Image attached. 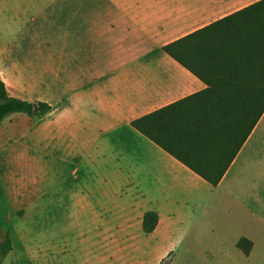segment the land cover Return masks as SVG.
I'll list each match as a JSON object with an SVG mask.
<instances>
[{
	"label": "crops",
	"instance_id": "0c3cea01",
	"mask_svg": "<svg viewBox=\"0 0 264 264\" xmlns=\"http://www.w3.org/2000/svg\"><path fill=\"white\" fill-rule=\"evenodd\" d=\"M257 1L95 0L96 6H89L87 0H79L78 11H66L61 18L51 20V33L41 32L38 25L28 31L21 29L7 39L8 31L0 30V38L5 41L0 45V80L8 93L28 102L51 105V115L57 117L54 129L62 130L60 138H51V188L55 144L62 137L68 141V149L95 148V159L90 152L82 154L85 165L112 163L108 168L111 182L107 191L112 197L126 195L125 207L115 199L118 205L110 210L105 199L90 202L88 192L82 189L79 192L82 206L91 213L90 220L102 228V236H107L110 242L121 244L140 239L134 251L152 250L144 237L157 239L175 217L179 219V212L198 209L199 213L201 210L210 214L217 197L235 206L239 219H250L256 228L264 229V204L258 200L254 206L239 202L246 182L262 175L258 170L264 161V112L216 187L131 125L135 119L175 104L180 105L174 114L194 120L230 115V107L216 101L245 98L247 92L233 89L240 78L231 75L235 72L222 69L241 68V65L212 63L214 70L208 80L219 86L203 93L209 86L166 54L163 47ZM0 4L10 5L0 6L1 18L18 19L25 15L33 25L45 13H51V7L46 6L51 0H0ZM46 34H51V45L49 36L45 39ZM24 36L30 40L27 48ZM40 68L45 69L44 73L51 68V79L42 78ZM204 154L208 161L201 159L200 163L220 170L230 150L224 145L221 152L219 145L211 143ZM75 170L70 177L77 176ZM248 192L255 196L254 189ZM69 195L74 199L77 193L70 191ZM95 206L101 209H96L94 214ZM105 207L111 216L103 213ZM121 209L123 220H120ZM147 211L159 216L158 225L150 234H144L141 229ZM137 218L139 234L130 224ZM121 221L123 229L119 230ZM240 238L250 241L249 253L245 255L236 248L245 257L252 256L257 248L256 237Z\"/></svg>",
	"mask_w": 264,
	"mask_h": 264
},
{
	"label": "rangeland",
	"instance_id": "374dc122",
	"mask_svg": "<svg viewBox=\"0 0 264 264\" xmlns=\"http://www.w3.org/2000/svg\"><path fill=\"white\" fill-rule=\"evenodd\" d=\"M87 1L89 6H96L95 0ZM46 6L51 7V13H45L35 25L29 16H9L6 20L0 14V30L8 31L7 39L21 29L28 31L38 25L41 32L51 33V20L61 18L66 11H78L80 4L79 0H51ZM47 36L51 45V34L45 35L46 40ZM22 39L27 48L29 37ZM4 43L0 38V45ZM40 50L44 51L43 46ZM44 70L40 68L39 75L51 79V68L47 73ZM48 100L51 104V93ZM56 118L51 111L42 117L13 114L0 127V247L10 241V251L4 258L0 255V264H264V229L256 228L250 219H239L236 207L218 197L210 214L201 210L199 213L198 209L179 212V219L175 217L157 239L144 237L152 250L134 251L140 239L121 244L110 242L82 206L80 189L90 194V202L105 199L110 210L113 205L116 209V200L125 207L128 197H112L107 191L111 182L108 168L112 163L85 165L82 154L90 152L95 159V148L68 149L65 137L55 144L51 188V138H60L62 134V130L54 129ZM73 170L78 171L75 178L70 177ZM259 172L262 175L258 179L246 182L241 204L254 206L257 200L264 204V161ZM251 189L255 196L248 192ZM70 191L77 193L74 199ZM107 207L103 212L106 217L112 214ZM96 209L101 207L95 206L94 214ZM123 213L121 209L120 220L124 219ZM138 220L130 223L136 234ZM119 224L117 228L122 230L123 221ZM248 235L256 237L257 248L252 256L245 257L236 243ZM164 252V257L157 259Z\"/></svg>",
	"mask_w": 264,
	"mask_h": 264
},
{
	"label": "trees",
	"instance_id": "16d2710c",
	"mask_svg": "<svg viewBox=\"0 0 264 264\" xmlns=\"http://www.w3.org/2000/svg\"><path fill=\"white\" fill-rule=\"evenodd\" d=\"M163 50L209 86L203 93L219 86L208 80L214 70L210 66L212 63L241 65V68L222 69L229 73L235 72L231 75L240 78L239 83L232 86L233 89L247 92L245 98L216 101L230 107V115L198 117L194 120L174 114V111H179L177 108L180 105L175 104L131 123L133 128L154 144L216 187L264 112V0L173 41ZM50 111L51 105L46 102H28L11 96L5 83L0 80V126L12 114L42 117ZM211 143L219 145L221 152L224 145L227 151L230 150L220 170L200 163L201 159L208 161L207 158L205 160L204 151ZM158 221L156 212H145L141 222L143 233H152ZM250 246V241L245 238H240L236 244L245 255L249 253ZM9 251L10 241L7 240L0 247L1 257L4 258Z\"/></svg>",
	"mask_w": 264,
	"mask_h": 264
}]
</instances>
